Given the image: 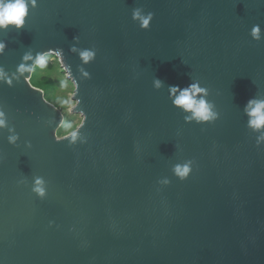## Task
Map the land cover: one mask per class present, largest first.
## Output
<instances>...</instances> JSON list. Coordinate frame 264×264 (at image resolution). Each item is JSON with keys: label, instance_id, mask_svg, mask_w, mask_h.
<instances>
[{"label": "water", "instance_id": "obj_1", "mask_svg": "<svg viewBox=\"0 0 264 264\" xmlns=\"http://www.w3.org/2000/svg\"><path fill=\"white\" fill-rule=\"evenodd\" d=\"M137 7L155 14L148 30ZM255 24L264 0H38L23 28L0 31L12 79L0 82V264H264V145L243 111L264 98ZM28 52L57 56L73 82L74 132L57 135L63 113L34 71L19 73ZM192 79L220 112L213 124L185 123L169 99ZM185 160L181 181L171 169Z\"/></svg>", "mask_w": 264, "mask_h": 264}, {"label": "clouds", "instance_id": "obj_2", "mask_svg": "<svg viewBox=\"0 0 264 264\" xmlns=\"http://www.w3.org/2000/svg\"><path fill=\"white\" fill-rule=\"evenodd\" d=\"M38 0H0V31L9 30V26H13L15 30H20L25 26L26 18H28L30 9H36ZM154 13L149 11L145 12L142 8H134L132 10V20L138 23L142 30L150 28V22L154 18ZM250 37L255 41L264 39V30L259 24L252 26ZM73 41L77 43L80 41L79 35L73 37ZM7 45L5 42L0 41V55L4 54ZM77 51L75 47L71 49ZM53 50H49V53ZM49 53L39 52L35 56L31 52L25 53L22 57L24 62L32 61L31 65L21 63L18 67L19 73L33 72L36 68L45 69L49 63ZM57 56H62V50H55ZM82 60L89 63L95 57L94 49H83L80 51ZM85 77L90 79L88 73H84ZM27 79V77H25ZM0 82L12 86V79L0 69ZM155 89L163 87V82L160 79L154 78L152 81ZM169 99L172 105L182 110L185 113L183 119L185 123L195 122L198 125H210L215 123L220 118V112L217 110L215 103L209 99L210 91L207 87L201 86L198 79H192L186 87L181 88L179 85L168 86ZM178 94V95H177ZM244 113L248 116L247 127L254 132L259 133L256 138V147L260 148L264 145V98L257 94L250 98L243 108ZM7 127V115L5 111L0 108V128ZM8 143L16 145L20 139L19 134L10 135ZM76 140L75 133H73V143ZM84 143L85 140L80 141ZM25 146L29 149L32 148L31 141H25ZM193 160H185L182 163L174 164L172 167L173 174L181 181L186 180L193 171ZM20 183H25L21 180ZM158 183L168 184L170 181H158ZM32 192L37 194L41 199L46 196V190L43 186V181L36 179L32 187ZM51 226V222H50Z\"/></svg>", "mask_w": 264, "mask_h": 264}, {"label": "rangeland", "instance_id": "obj_3", "mask_svg": "<svg viewBox=\"0 0 264 264\" xmlns=\"http://www.w3.org/2000/svg\"><path fill=\"white\" fill-rule=\"evenodd\" d=\"M37 73V79L43 80L49 78L55 83L56 90L51 96L56 99L57 108L64 115V123L60 129L64 128V130H69L72 127L78 128L83 121V116L72 112V109L76 106V101L73 100L75 86L62 67L59 58L55 55H49L47 67L45 69H39ZM58 132L57 135L60 138L63 137Z\"/></svg>", "mask_w": 264, "mask_h": 264}, {"label": "trees", "instance_id": "obj_4", "mask_svg": "<svg viewBox=\"0 0 264 264\" xmlns=\"http://www.w3.org/2000/svg\"><path fill=\"white\" fill-rule=\"evenodd\" d=\"M39 69L40 68H36L34 73H33V76L31 78L32 85L37 87V88L42 89L45 92L46 99L49 102H51L54 105H56V107H58L57 104H56V99H54V97L51 96L52 93L55 92V90H56L55 83L52 80H50L49 78H45L43 80L37 79V77H38V73L37 72H38ZM51 70H53V68H51ZM76 129L77 128H74V127H72L69 130H64V128H62V129L59 130L58 133L61 136H66V135L70 134L72 131L74 132Z\"/></svg>", "mask_w": 264, "mask_h": 264}]
</instances>
